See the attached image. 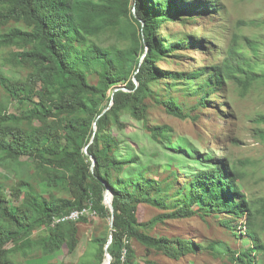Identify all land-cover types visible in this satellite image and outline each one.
<instances>
[{"label": "trees", "instance_id": "16d2710c", "mask_svg": "<svg viewBox=\"0 0 264 264\" xmlns=\"http://www.w3.org/2000/svg\"><path fill=\"white\" fill-rule=\"evenodd\" d=\"M203 14H220L216 0H0V48L11 50L4 65L26 70L18 77L0 68V88L14 105H26L12 112L0 103V166L17 178L11 186L0 182V264H21L17 255L35 246L44 255L63 247L74 251L76 224L89 218L51 225L52 218L89 205L98 217H111L106 192L112 230L94 238L93 252L78 264H103L109 237L110 264H137L132 241L176 261L197 253L201 247L190 239L147 232L157 223L192 217L216 218L234 235L231 222L244 218L239 237L247 247L232 252L231 261L258 264L253 259L264 254V229L242 191L241 173L225 158L196 153L171 127L148 124L150 105L195 121L192 113L206 109L210 95L226 84L244 94L263 77L264 44L258 38L245 39L247 50L234 38L221 52L222 61L209 67H159L175 52L208 47L206 38L160 33L167 21L185 23ZM104 36L113 43L106 44ZM123 115L141 122L159 145L165 177L137 142L115 133L122 130ZM42 182L50 190L47 197L39 190ZM144 204L160 212L145 223ZM36 227L44 235L33 240ZM218 247L224 252L223 244Z\"/></svg>", "mask_w": 264, "mask_h": 264}, {"label": "rangeland", "instance_id": "374dc122", "mask_svg": "<svg viewBox=\"0 0 264 264\" xmlns=\"http://www.w3.org/2000/svg\"><path fill=\"white\" fill-rule=\"evenodd\" d=\"M220 14L217 16L203 14L187 17L185 23L178 20L167 21L161 26V36L169 35L174 39L181 34L194 36L200 42L203 38L209 43L204 49L178 51L173 59H166L159 63L161 69L169 71H190L209 67L211 64L220 63L223 59L221 52L232 43L234 38L239 40L242 48L247 50L245 39L258 38L264 44V0H216ZM213 17V18H212ZM193 18V20H191ZM102 40L113 43V37L104 36ZM264 48V45H262ZM9 48H0V68L12 75L22 77L25 69L13 68L4 65ZM178 56V57H177ZM260 61L264 63V49L260 51ZM259 72L256 83L246 93H242L232 82L226 84L215 96L210 95L208 107L202 111L192 113L196 115L195 121L180 120L167 115L161 107L150 105L148 124L167 125L173 129L175 136L185 138L198 154H211L218 159H226L242 175V191L257 211L259 225L264 229V68ZM92 83L96 82L92 78ZM66 84V83H64ZM124 88H120L123 90ZM116 90H114L115 92ZM194 100H192L193 102ZM0 103L10 105L12 112L26 108V105H14L8 95L0 88ZM9 106V107H10ZM122 130L115 133L122 139L132 138L137 142L145 154V158L161 174L166 176L168 167L166 160H162L159 145L152 142L143 124L128 115L121 117ZM193 166V165H192ZM30 173L34 172L28 166ZM158 178L157 174L152 175ZM183 175L177 183L182 185ZM17 180L12 170H5L0 166V182L11 186ZM41 194L47 197L50 190L45 182L40 183ZM59 196V189L55 191ZM160 212L144 204L140 209L142 222H149ZM244 218L231 222L237 227V235L232 234L227 227L219 225L216 218L192 217L183 220H166L157 223L153 229L147 230L150 235H161L190 239L201 247L197 253L188 254L179 260L164 257L154 250H148L136 241L131 245L135 251L137 264H234L231 261L232 252L246 248L242 246L239 234L244 230ZM110 217L90 218L88 222L76 224L77 246L74 251L63 247L52 255H44L39 246L26 254H18L16 259L21 264H78L82 258L88 259L93 252L92 240L94 238L108 237L110 232ZM242 230H239V229ZM44 235L42 227L33 230L32 239L37 240ZM264 240V233H263ZM224 245L221 252L218 245ZM254 261L264 264V254L255 256ZM105 262V260H104Z\"/></svg>", "mask_w": 264, "mask_h": 264}, {"label": "built area", "instance_id": "2783aa9c", "mask_svg": "<svg viewBox=\"0 0 264 264\" xmlns=\"http://www.w3.org/2000/svg\"><path fill=\"white\" fill-rule=\"evenodd\" d=\"M96 218L97 213L91 208V205L82 209L70 211L67 214L56 216L52 218L51 225L64 223V222H77L81 218Z\"/></svg>", "mask_w": 264, "mask_h": 264}, {"label": "water", "instance_id": "95a60500", "mask_svg": "<svg viewBox=\"0 0 264 264\" xmlns=\"http://www.w3.org/2000/svg\"><path fill=\"white\" fill-rule=\"evenodd\" d=\"M91 161H92V166H94V164H95L94 159L92 158ZM104 203L109 208L110 213H111V217H110L111 218L110 231H111L112 230V223H113V207H112V198H111V195L109 194V192H106V194H105ZM110 244H111V237H109V240L104 247L105 262L103 264H110L111 263L112 257L108 252V247L110 246Z\"/></svg>", "mask_w": 264, "mask_h": 264}]
</instances>
